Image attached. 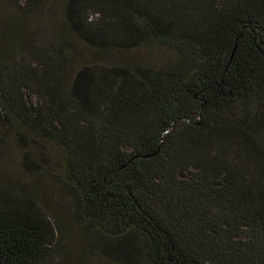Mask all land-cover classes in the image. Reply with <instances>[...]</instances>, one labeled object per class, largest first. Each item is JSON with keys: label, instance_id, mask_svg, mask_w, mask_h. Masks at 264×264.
Segmentation results:
<instances>
[{"label": "trees", "instance_id": "trees-1", "mask_svg": "<svg viewBox=\"0 0 264 264\" xmlns=\"http://www.w3.org/2000/svg\"><path fill=\"white\" fill-rule=\"evenodd\" d=\"M63 12L92 49L176 56L68 68L62 36L0 47V161L20 148L26 175L0 183V264H264V0Z\"/></svg>", "mask_w": 264, "mask_h": 264}, {"label": "rangeland", "instance_id": "rangeland-1", "mask_svg": "<svg viewBox=\"0 0 264 264\" xmlns=\"http://www.w3.org/2000/svg\"><path fill=\"white\" fill-rule=\"evenodd\" d=\"M64 1L38 0V9L35 12H29L26 0H20L16 5L10 0H0V47L6 46L3 51L13 48L19 51L37 44L60 49L62 47L60 36H62L65 37L63 51L66 52L68 68L71 65L75 68L96 62L114 64L153 61L161 63L175 58L176 54L173 51L159 45L142 46L129 51L92 49L68 33L63 12ZM21 155V149L13 147L11 155L0 161V183L26 177L22 170ZM45 185L49 188L47 184ZM75 247L79 255L81 253H79V246ZM64 264L114 263L104 257L82 253L74 261H66Z\"/></svg>", "mask_w": 264, "mask_h": 264}]
</instances>
